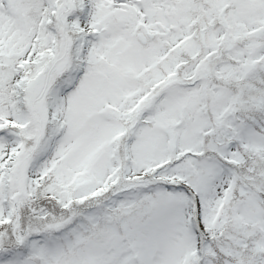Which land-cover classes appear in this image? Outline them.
Returning a JSON list of instances; mask_svg holds the SVG:
<instances>
[{"label":"snow or ice","instance_id":"obj_1","mask_svg":"<svg viewBox=\"0 0 264 264\" xmlns=\"http://www.w3.org/2000/svg\"><path fill=\"white\" fill-rule=\"evenodd\" d=\"M0 264H264V0H0Z\"/></svg>","mask_w":264,"mask_h":264}]
</instances>
